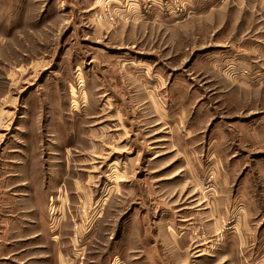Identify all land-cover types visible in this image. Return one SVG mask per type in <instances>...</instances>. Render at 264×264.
Wrapping results in <instances>:
<instances>
[{
    "label": "rangeland",
    "instance_id": "374dc122",
    "mask_svg": "<svg viewBox=\"0 0 264 264\" xmlns=\"http://www.w3.org/2000/svg\"><path fill=\"white\" fill-rule=\"evenodd\" d=\"M250 18L245 0H0V187L42 173L61 264H264L245 237L264 229V79L233 52Z\"/></svg>",
    "mask_w": 264,
    "mask_h": 264
},
{
    "label": "crops",
    "instance_id": "0c3cea01",
    "mask_svg": "<svg viewBox=\"0 0 264 264\" xmlns=\"http://www.w3.org/2000/svg\"><path fill=\"white\" fill-rule=\"evenodd\" d=\"M245 4L251 10L250 19H264V0H245ZM244 17H247V14ZM234 43L237 44L233 51L236 56L235 59L238 58L245 67H249L253 71L257 70L259 77L264 79V23L259 22L257 29L249 35V40L245 42V46H238L237 40ZM241 47L247 53H244L245 51ZM229 59L235 61L234 58ZM259 163L261 164L259 179L264 181V158H261ZM34 168L33 165L25 166V172H22L23 176L20 178V188L10 190L0 187V264H61L63 254L57 236L45 235L44 232L45 223L42 212L44 211L47 192H45L44 185L33 186L32 182L38 179L39 175V178H42V173L35 172ZM49 187L51 189L56 187L53 180L47 183L46 189ZM260 194L264 195V186H260ZM39 205H41L40 208L42 206L43 208L37 211ZM260 205L261 212H264V204L261 203ZM34 208L37 209L34 210ZM37 214L39 216H36ZM262 220H264V215H261L260 223L262 225L260 228H264ZM245 225V237L249 236L247 243L251 248L254 245L257 247L260 242L256 252L258 251L259 257L264 258V247L261 246L264 244V229H260L253 237L251 228L254 227L251 224L249 228L246 223ZM38 226L40 230H36ZM33 247H38L40 251L29 253ZM180 248L179 255L183 254L184 247L180 246ZM175 252L177 253V251ZM177 258L181 260L182 256Z\"/></svg>",
    "mask_w": 264,
    "mask_h": 264
}]
</instances>
